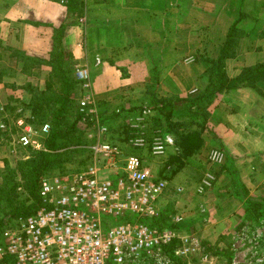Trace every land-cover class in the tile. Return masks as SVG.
Wrapping results in <instances>:
<instances>
[{"label": "trees", "instance_id": "trees-1", "mask_svg": "<svg viewBox=\"0 0 264 264\" xmlns=\"http://www.w3.org/2000/svg\"><path fill=\"white\" fill-rule=\"evenodd\" d=\"M61 1L65 2L68 8V20L66 19L59 27L52 26L54 28L53 48L49 58L31 59L14 51V54L17 53L16 58L25 61L24 73L32 74L34 66L44 64L51 68L50 76L56 79L55 82L60 89L58 93H49L31 85L32 87L28 92L31 99L24 108V112H28V115L24 116L23 113H20L15 116L16 119L19 116L23 117L26 125L32 129H40L41 132L42 127L49 123L50 131L48 134L44 133V149L38 150L28 147L29 157L18 161L16 167H12L7 160L4 161L5 167L0 171V231L7 226L4 222L5 217L24 220L36 212L42 203L40 190L45 179L56 173L64 176L80 172L92 163L93 153L87 147L95 141H89L84 132L80 130L79 122L84 113L80 111V107L75 105L76 91L82 87L81 83L74 77L77 61L65 49L63 43L68 27L77 25L79 19L85 17V0ZM144 1H140L139 5L147 6L152 10L159 9L163 15L166 13L188 15L191 8L201 0H152V4H149L151 0L148 1L149 3ZM216 4H218L219 10L231 16L234 21L218 46L215 57L200 54V50H197L199 48L197 41L194 40L195 43L184 41V44L190 45L192 49L197 47L193 54L198 73L196 77L197 92L184 96H163L160 94L162 81L168 73V68L164 67L165 48L154 50L152 43L143 41V39L125 44L122 41L123 30L120 22L88 19V22L85 23V30L88 34L90 51L93 49L91 46L99 41L101 46L99 53L102 60L118 67L124 78L129 77V65L132 62L145 61L149 73V82L138 89L132 88L135 90L134 93L143 96L140 103L130 97L134 93L132 94V91L127 89H121L115 93V99L128 100L125 106L122 105L115 110L110 107L113 105L110 97L97 100L100 122L109 127V136L112 137V139H106L107 141L123 147L124 143L136 138L134 133L138 134L137 137L142 135V138H148L146 139L148 141L151 138L155 139L170 134L174 137L175 152L166 159L163 170L169 166H174L176 168L174 173H176L186 165V161L200 154L205 148L204 134L206 132L212 133L209 124L212 117L211 107L219 96L223 95L233 100L240 90L247 89L264 100V61L243 68L240 74L233 78L228 76L226 70L227 61L237 57L238 47L243 39H264V25H261L259 21L255 24L256 19L253 17V10L246 12L249 0H221ZM251 5L255 6L254 3ZM243 24L245 25L243 26ZM98 32L101 37L96 36ZM177 33L178 36H181L180 28ZM103 34L104 37H102ZM106 34L109 35L114 44L109 46L108 43L111 42L103 41V39H108ZM6 75L3 69L0 70V79ZM29 86L28 84L23 88L28 91ZM48 87L51 88L50 85ZM124 90L127 95H123ZM130 98L132 99L130 100ZM129 104L130 106L127 107ZM7 110H12L10 105ZM13 110H16L15 107ZM146 110L149 112L144 115ZM70 114L76 116V119H73L71 123ZM137 115L146 118L147 125L137 130L129 129L127 120ZM114 120H121L120 126L128 134L126 137L120 134L117 137L118 142L115 141V137L113 138L111 128L107 124ZM8 133V131L0 129V138L4 135L8 136ZM135 153L137 154V151H134L133 154ZM75 158H80L78 159L79 165L77 168L70 169L69 164ZM227 171L228 174L235 175L236 178L232 182L236 184L238 189L244 190L242 195L245 196L248 192L247 188L240 182V177L235 174L237 169L230 157L227 162ZM246 203L248 205L247 216L253 215L252 220H248L250 223L263 219L264 198L256 201L249 198ZM163 219L164 214L161 212L158 218L152 219V226L155 227L154 222H162ZM127 221L134 222L131 218H128ZM170 227L175 228L173 225ZM210 249H212L211 246ZM217 251L226 254L230 259L228 263L230 264L233 257L232 245L229 243L226 250L218 249Z\"/></svg>", "mask_w": 264, "mask_h": 264}, {"label": "rangeland", "instance_id": "rangeland-1", "mask_svg": "<svg viewBox=\"0 0 264 264\" xmlns=\"http://www.w3.org/2000/svg\"><path fill=\"white\" fill-rule=\"evenodd\" d=\"M128 1L131 13L135 14L138 9L142 8L139 3L143 0ZM145 1L148 2L149 0ZM218 1L221 0H201L193 6L201 7L204 14L207 12L210 13L211 16L209 18L205 17L203 19V16H201L202 19L198 18V21L195 22L194 25L190 23H180V25H178L182 31L180 40L182 37L189 42L191 41L195 43V41H197L199 43V48H196L197 50H200V54L207 56L210 55V57L217 56V49L221 43L220 41H214V26L216 23L225 24L223 19H225V16L227 15H225V12L222 10H219L218 4H216ZM251 3H254L255 6L253 7ZM149 4H152V0ZM4 10V4L1 1L0 13L5 19V14L7 12L5 13ZM217 10L222 12L223 15L216 14L219 12L214 13ZM252 10V13H254L253 17L256 19L255 24L259 21L261 25H264V0H249L246 12ZM226 18V24L230 26L231 21L233 23L234 19L231 16H226ZM85 21V18L79 20L82 27ZM200 23H203V25H200ZM208 24H211V26H208ZM244 25L245 24H243V26ZM227 29L230 28L228 27ZM146 34H148V31H146ZM96 36L101 37V34L98 32ZM105 36L109 37L108 34ZM102 37H104V34ZM139 39H143V41L149 42L150 44L153 42L152 45L157 48L159 47L157 45H160L159 41H162L163 43L165 42L164 36L160 37L159 35L155 38L146 35L141 36ZM247 39L255 42L260 41V43L263 42L262 46H264V39ZM219 40L222 41L223 39ZM259 46L262 47L260 44ZM92 47L95 48V45H92L91 48ZM183 47L184 48H181V46L179 47L180 58H185L187 55H193L192 60L190 59V63L191 61L193 62V51L196 48L192 49L190 45H184ZM3 52H0V70L3 69L7 75L4 79H0V108H4V111L0 113V129L8 131L9 133L8 136L4 135L0 138V171L5 167V160H7L12 167H16L18 161L29 157L30 151L27 150L28 147H22L17 139L21 133H24L25 127L30 126L26 124H24V126H19L18 121H24V118L19 116L17 120L15 116L20 113H23L24 116L28 115V112H24V108L31 99V95L28 93L32 87L31 85L38 87L41 91H47L49 93H58L60 89L57 82H55L56 79L50 76V67L44 64L36 67L34 66L32 74H27V76H25L20 74V71H23L25 61H21L18 57L16 58L17 53L14 54V51L5 54H3ZM185 53L189 54L185 55ZM30 58L32 59V56H30ZM40 58L41 57H34L33 59ZM193 65L194 70H190V72L194 80L193 87L195 90L192 93L182 92L180 94L181 96L197 92L196 77L198 76V73L195 68V63ZM253 65H255V63ZM229 68H231V64L226 65V70L228 76L233 78L234 76H230L228 73ZM199 70L201 72V69ZM231 73L233 75L232 71ZM28 84L30 86L27 91L24 88ZM177 84L178 86L182 85L184 89V82L179 81ZM48 85H50L51 88H49ZM92 90L94 91L93 86ZM161 91L163 90L161 89ZM250 93L253 92L247 89L240 90L233 100H238L242 98V96L245 97ZM85 94V90H83L82 87L76 91L75 105H77V107H80V102ZM160 94L168 96L169 93ZM95 97V99L98 100V96L95 95ZM130 97H133V100L135 99L138 103H140L141 97L143 98L139 93H134L133 96ZM223 98V95L218 97L211 107V112ZM110 99L112 100L113 105L109 106L111 109L113 107L114 110L120 108L122 105L125 106L128 101L127 99L121 101L115 99V94H113ZM131 99L132 98H130V100ZM9 105L12 110L14 107L16 110L8 111L7 107ZM129 106L130 104L127 107ZM70 116L71 123L73 119H76V116L74 114H70ZM82 117V120L79 122V127L89 141L93 142L98 138L112 139V137L109 136V127L102 124L100 119L99 122H96V120L93 121L95 118L87 116L86 113H84V116ZM47 124L49 125L50 131V124ZM107 124L111 128L113 138H116L115 141L118 142L117 137H119L120 134L124 137L128 135L120 126L121 120L110 121ZM127 124H129V129L137 130L143 128L144 125H147V120L143 116L137 115L127 120ZM209 124L212 133L206 132L204 134L206 145L203 151L186 161V165L176 173H174L176 169L174 166H169L163 170L166 159L175 152V141L173 145L168 146L165 152L159 156L151 153V142H153V139L151 138V140L148 141L146 140L148 138H142V135L137 137V133H134L136 138H132L127 143H124L122 148L119 145L117 146L120 147L125 155L126 153L127 155H131L134 151H137V154L141 155L136 156L142 160L144 167L150 170L152 177L154 179L164 180L167 183L166 189L158 202L161 212L164 214V219L162 222H154V224H156L154 228L171 229L178 233L177 240L163 250L167 257L168 264H228L230 261L229 257L226 254L218 253L217 250H226L229 243L232 245L233 251V257L231 258L230 264H264V217L263 219L250 223L248 220L251 221L253 215L249 214V218L246 214L248 206L246 201L249 198H251L252 201L264 198V150L248 152L236 156L234 152L235 144L233 143L234 145H232L231 143L228 144L226 142L224 137V132L226 131L221 129V125L212 124L211 119ZM102 126H105L108 129L104 136H101L100 134ZM43 127L42 132L40 129L35 128V130L30 127L32 138L36 141L37 145H39L38 147H32L33 149H44L43 136L48 134L49 131L47 133L44 132ZM167 135L172 136L170 134ZM136 139H144L146 145L142 147L135 146L133 143ZM71 147L74 148V146ZM215 155L221 156V159L220 157L219 159H214ZM229 157L232 158L234 166L237 169L235 174L240 177V182L247 188L248 192L245 196L242 195L244 190L238 189L236 184L232 182L233 179L236 178L235 175L228 174V172H226V167H222V165L225 166V164L227 166ZM78 159L80 158H75L70 162V169L78 167ZM53 175L48 179L61 176V174L57 173ZM106 218L113 221V224L123 223L127 221L128 218H131L133 221L138 220L139 222L153 227V218H138L137 216L130 217L129 215L118 218L108 216ZM176 218L182 220L176 222ZM245 220L246 222H244ZM20 221L21 220H14L10 217H5L4 222L7 225L6 227H8L17 224ZM170 225H173L175 228H171ZM210 246L212 249H210Z\"/></svg>", "mask_w": 264, "mask_h": 264}, {"label": "built area", "instance_id": "built-area-1", "mask_svg": "<svg viewBox=\"0 0 264 264\" xmlns=\"http://www.w3.org/2000/svg\"><path fill=\"white\" fill-rule=\"evenodd\" d=\"M75 77L86 93L80 111L99 122L89 68L77 66ZM43 131H49L48 124ZM107 131L102 126L101 136ZM17 140L22 147L39 146L30 127ZM133 144L142 147L146 141L136 139ZM173 144L172 136L155 138L151 153L159 156ZM87 148L93 159L86 169L45 179L36 212L0 231V264H168L163 250L177 240L176 231L138 220L113 224L106 218H158L166 181L154 179L138 156L125 155L106 139L98 138Z\"/></svg>", "mask_w": 264, "mask_h": 264}, {"label": "crops", "instance_id": "crops-1", "mask_svg": "<svg viewBox=\"0 0 264 264\" xmlns=\"http://www.w3.org/2000/svg\"><path fill=\"white\" fill-rule=\"evenodd\" d=\"M1 1L5 7L4 11L7 13L5 19L0 13V52L4 51L3 54H5L18 51L28 58L32 56V59L34 57L48 59L53 47L54 28L52 26L59 27L66 19L68 20L66 3L61 0ZM203 12L201 7L195 6L191 8L188 15L174 13L163 15L159 9L152 10L147 6H143L134 14L131 13L130 4L127 0H86L84 18L86 19L85 23L88 22V19L120 22L123 30L122 41L125 44L138 41L141 36L148 35L153 38L157 35L164 36V43L159 41L158 48L152 46L154 50L166 49L164 67L168 68V73L164 76L161 84L163 91L160 93H169V96L173 94L180 95L182 92L192 93L195 90L193 87L194 80L190 72V70H194L195 56L194 63L192 61L190 63L193 55L180 58L179 47L184 48L186 39L181 37L180 40L177 32L180 23L194 25L198 18L202 19L201 16H203V19L211 16L210 13L204 14ZM214 13L223 15L219 10ZM224 14L226 15V13ZM226 16L228 17V15ZM226 16L225 19L227 20ZM225 19H223L225 24L216 23L214 26L215 33L211 34L214 35L215 42H221L219 39L225 38L229 30L227 28H230L232 24L231 21L230 26H228ZM80 23L68 27L63 43L65 49L77 61L76 66L89 68L94 89L93 93L98 96V99L111 98L113 94L118 93L117 91L121 89L130 90L133 94L135 90H132V88L138 89L148 82L149 73L145 61L130 63L129 77L124 78L118 67L102 60L99 53L101 47L99 41L94 43L95 48L90 51L88 48V34L84 30L85 23H82L83 27ZM200 25H203V23H200ZM208 26H211V24H208ZM146 31H148V34H146ZM103 41L111 42L112 39L108 37L107 40L103 39ZM206 41L214 42L211 40ZM112 44L114 42L108 43L109 46ZM259 44L262 46L263 42L248 39H243L240 42L237 57L227 62V64H231V68L228 69L230 76L236 77L243 67L264 60V46L260 47ZM20 74L27 76L23 71H20ZM179 81L184 82L185 90L182 85L178 86ZM122 93L127 95L125 90ZM243 97L238 100H230L224 96L212 110L211 117L212 124L221 125V129L226 131L224 132L226 142L232 145L235 144L234 152L236 156L264 150V100L253 93ZM98 116L100 117V115ZM131 155L137 154L132 153ZM222 167H226L227 171L226 164Z\"/></svg>", "mask_w": 264, "mask_h": 264}]
</instances>
